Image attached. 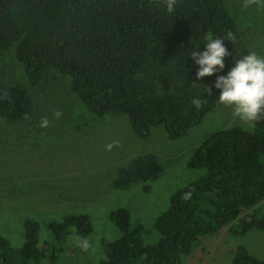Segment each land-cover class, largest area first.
Wrapping results in <instances>:
<instances>
[{
    "label": "trees",
    "instance_id": "1",
    "mask_svg": "<svg viewBox=\"0 0 264 264\" xmlns=\"http://www.w3.org/2000/svg\"><path fill=\"white\" fill-rule=\"evenodd\" d=\"M228 31L236 36L237 25L225 0H177L172 14L163 0H0V59L12 65L10 80L0 78V94L9 95L0 101V120L26 122L32 101L23 86H46L59 74L69 77L71 93L91 115H124L139 139L157 127L169 140L180 139L219 106L214 83L234 66L236 40H224L225 68L202 80L195 79L199 66L190 54L205 50L207 36L223 39ZM195 98L206 101L199 110ZM187 167L203 174L170 196L153 222L156 242L145 244L142 225L115 210L109 220L120 237L102 243L97 264H182L201 239L223 228L228 237L264 233V119L250 131L232 126L212 133ZM159 172L155 155H139L118 171L112 187L145 183ZM24 227L20 248L0 236V264L55 261V252L48 256L37 239L38 226L27 220ZM50 231L61 244L72 233L88 235L91 225L83 215H67ZM231 264L264 261L239 246Z\"/></svg>",
    "mask_w": 264,
    "mask_h": 264
},
{
    "label": "rangeland",
    "instance_id": "2",
    "mask_svg": "<svg viewBox=\"0 0 264 264\" xmlns=\"http://www.w3.org/2000/svg\"><path fill=\"white\" fill-rule=\"evenodd\" d=\"M225 3L237 25L233 61L249 51L264 57V8L244 9L242 0ZM3 62L8 64L0 66V78L10 80L12 72L7 69L12 65L5 58L0 65ZM19 73L14 74L23 81ZM23 87L32 101L29 119L15 125L0 120V236L12 248H20L26 237L25 221L35 223L40 245L50 249L48 256L55 252L56 260L50 264H97L103 255L102 243L120 237L109 220V214L118 209L127 211L131 222L142 225L145 244L155 243L153 222L166 209L170 196L203 174V170L187 167L196 147L221 129H252L233 116L232 107L219 105L180 139L169 140L161 127L139 139L126 116L91 115L71 93L65 75L57 74L46 86ZM56 110L63 113L60 119L53 116ZM42 117L50 120L49 127H39ZM113 141H119L120 147L106 151L105 145ZM143 154L158 158L160 172L145 183L114 189L118 171ZM67 215L89 219L91 232L83 237L91 241L95 252L77 247L75 233L61 244L55 242L50 225ZM239 246L264 261V233L249 231L242 237H228L223 228L215 236L201 239L182 264H231Z\"/></svg>",
    "mask_w": 264,
    "mask_h": 264
},
{
    "label": "clouds",
    "instance_id": "3",
    "mask_svg": "<svg viewBox=\"0 0 264 264\" xmlns=\"http://www.w3.org/2000/svg\"><path fill=\"white\" fill-rule=\"evenodd\" d=\"M176 4L177 0H163V5L169 14L175 12ZM252 6L264 8V0H242V8L248 9ZM225 39L234 44L236 36L232 31L224 34L223 39L207 36L205 50L191 52L190 56L199 66L196 80L212 76L225 68V58L230 55L224 43ZM214 87L220 90L219 98L216 101L217 105L232 107L233 116L238 117L242 125L254 128L261 119H264V57L254 51H249L241 58H234V66L226 75L217 76ZM206 92L208 96H211L212 86H207ZM8 99L9 95L6 91L0 94V101ZM192 103L199 110L206 101L195 98ZM62 115L63 113L59 110L53 112L56 119H60ZM50 123L47 117H42L39 127L47 128ZM114 147H120L119 141L105 145V150L111 151ZM190 195L191 193H187L184 198H190ZM74 243L85 252L96 251L87 238L77 235L74 237Z\"/></svg>",
    "mask_w": 264,
    "mask_h": 264
}]
</instances>
